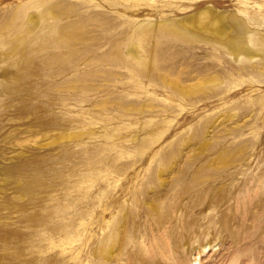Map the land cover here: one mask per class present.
<instances>
[{"label":"rangeland","instance_id":"374dc122","mask_svg":"<svg viewBox=\"0 0 264 264\" xmlns=\"http://www.w3.org/2000/svg\"><path fill=\"white\" fill-rule=\"evenodd\" d=\"M205 3L264 26V0H0L1 264H104L93 247L121 218L119 264H142L151 200L191 204L209 242L178 264H264V43L234 56L159 21ZM227 200L240 219L217 218Z\"/></svg>","mask_w":264,"mask_h":264},{"label":"bare ground","instance_id":"6f19581e","mask_svg":"<svg viewBox=\"0 0 264 264\" xmlns=\"http://www.w3.org/2000/svg\"><path fill=\"white\" fill-rule=\"evenodd\" d=\"M213 2L216 5H219V3H221V0H213ZM49 10L51 11V9ZM44 13L45 11L42 10L41 15ZM39 18H40L39 15L38 16L29 15L27 17V27H26L25 33L15 38V40L12 42L10 46L12 48V52H11L12 55H15L14 53L15 52L17 53V51L18 52L21 51V45L25 44L28 36L32 32L37 30V28L40 25L39 22L41 20ZM42 19L45 21L44 17ZM159 21L161 22L167 21L168 24L171 23L173 25L172 27L175 28V31L177 33H180L181 35L187 38L189 36L191 37L194 36L199 40H202V39L206 40L214 44L215 46H218L224 49L226 52H229L230 54L234 56L240 53L246 56H251L255 54V51H256L255 46L257 45V48L258 46H260L259 49H261L262 43H264V26H261L259 23H257L255 20V17H250L249 15H246L243 13H237L232 9L219 8L212 3H205L202 6L196 8L195 10L187 14H184L182 16L161 18L159 19ZM153 25L155 24L148 23V24H145L144 28L142 29L139 28L137 31L135 30L137 33V36L139 37L145 34L151 28H154ZM135 46L136 45L134 42L130 43L129 45L130 51L135 52ZM8 56L7 54H4V52H0V58H7ZM15 65L18 66L17 61H15ZM211 75H208V76H211ZM202 76L205 77L204 75L196 76V80L193 81L192 83L188 82V84L184 85V88H192L196 86L200 87ZM16 142L19 143L20 141H16ZM30 182L32 184V181ZM219 192L220 191H214V192L209 193L206 199L207 201L204 203L202 202L203 204L200 205L202 210L211 208L212 204H214L212 203L213 200H215L216 197L221 196L219 195ZM223 194L225 193L222 192V196H224ZM202 195L203 194H201V196ZM227 195L228 194H226L225 197H227ZM222 198L224 197L220 198L221 201L223 202L224 199ZM225 203H228V200L227 202L225 201ZM229 203L225 205L223 208L218 207L219 209H217V212H216L217 218H224V217L234 215V216H237L238 219H240L239 217L241 216L242 212L240 214L239 213L235 214V212H233L235 210V208L233 207L234 205H232V203L230 204ZM21 206L19 207L21 208ZM147 206H148L147 207L148 210L151 211V214H155V218H156L155 225L157 229H156L155 234L152 235L153 241H152L151 250H152L153 255L151 256H147L145 254L141 255L140 260L142 264H178L177 258L183 257L182 253L187 252L190 247L193 248L196 254L203 252L204 248L209 242H206V243L201 242L200 244L198 243L199 238L197 237L201 234V231H199V227L201 226V224H197L199 222V219H197V217L190 216L189 207L191 206V204L179 202L176 208L172 207L171 205H163L162 206L163 208H162L160 207L158 202L151 200V202L148 203ZM23 207L24 205L22 206V208ZM20 208L19 210L22 209ZM25 209L26 208H24V212H26ZM28 212L30 211L28 210ZM23 215H26L27 217V214L24 213ZM125 221L126 220L124 218H121L120 220L112 224L106 233L97 237V240L93 247L96 262L102 261L104 264H119L120 249L122 248L125 242V239H126L125 238V231H126ZM1 230L2 228L0 229V232L3 234ZM205 230L206 229L204 228L202 229V231H205ZM10 231L11 230H9V232ZM9 234L11 235L12 233L10 232ZM148 235L149 233H147V236ZM11 236H9L8 239H10ZM162 236L164 237L166 236L167 239L165 240H169L170 244H168L167 246L169 248L165 249L163 247L164 242L162 243L163 241L161 239ZM147 239H146V242H147ZM164 244H167V243L165 242ZM196 262H197L196 260L193 261V264H197Z\"/></svg>","mask_w":264,"mask_h":264}]
</instances>
